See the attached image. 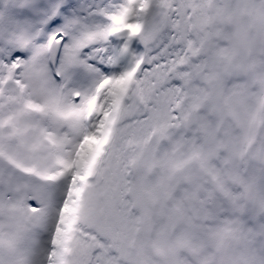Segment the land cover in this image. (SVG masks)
I'll list each match as a JSON object with an SVG mask.
<instances>
[{
    "label": "snow or ice",
    "instance_id": "obj_1",
    "mask_svg": "<svg viewBox=\"0 0 264 264\" xmlns=\"http://www.w3.org/2000/svg\"><path fill=\"white\" fill-rule=\"evenodd\" d=\"M0 264H264V0H0Z\"/></svg>",
    "mask_w": 264,
    "mask_h": 264
}]
</instances>
